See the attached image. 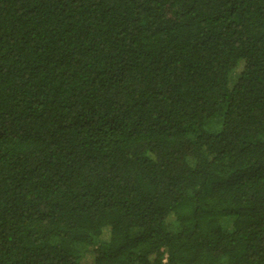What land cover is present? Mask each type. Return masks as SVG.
<instances>
[{
    "label": "trees",
    "instance_id": "obj_1",
    "mask_svg": "<svg viewBox=\"0 0 264 264\" xmlns=\"http://www.w3.org/2000/svg\"><path fill=\"white\" fill-rule=\"evenodd\" d=\"M0 264H264V0H0Z\"/></svg>",
    "mask_w": 264,
    "mask_h": 264
},
{
    "label": "rangeland",
    "instance_id": "obj_2",
    "mask_svg": "<svg viewBox=\"0 0 264 264\" xmlns=\"http://www.w3.org/2000/svg\"><path fill=\"white\" fill-rule=\"evenodd\" d=\"M244 67V64H241L240 66H238V68L233 72V74L231 75V81H230V85H233L238 77L240 76V72L242 71ZM226 226H228V228H231V220H227L226 221Z\"/></svg>",
    "mask_w": 264,
    "mask_h": 264
}]
</instances>
